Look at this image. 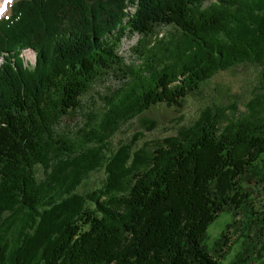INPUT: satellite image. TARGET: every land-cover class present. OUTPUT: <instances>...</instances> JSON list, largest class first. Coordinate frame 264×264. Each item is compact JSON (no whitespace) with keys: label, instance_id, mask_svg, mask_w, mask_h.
Segmentation results:
<instances>
[{"label":"trees","instance_id":"trees-1","mask_svg":"<svg viewBox=\"0 0 264 264\" xmlns=\"http://www.w3.org/2000/svg\"><path fill=\"white\" fill-rule=\"evenodd\" d=\"M135 1L13 0L0 17V264H264L253 198L264 94L240 114L206 106L154 147L113 146L123 125L183 107L220 70L255 64L264 78V0H137L127 17ZM135 33L130 64L117 49ZM112 72L121 84L103 108L67 131L65 116ZM102 167L103 182L79 191ZM224 213L242 214V238L229 241L231 219L209 242Z\"/></svg>","mask_w":264,"mask_h":264},{"label":"rangeland","instance_id":"rangeland-1","mask_svg":"<svg viewBox=\"0 0 264 264\" xmlns=\"http://www.w3.org/2000/svg\"><path fill=\"white\" fill-rule=\"evenodd\" d=\"M12 1L8 3V8ZM136 2L137 0L135 3H128L125 9L126 14H129L127 17H131L136 8ZM140 42H142V38L137 33L127 35L122 39L117 50L125 57L127 63H139V50H142V47L139 45ZM22 56V60H24L26 65L34 63L35 53L33 50L25 48L22 51ZM120 77L119 72H112L110 75L97 81L82 96L83 107L79 111L65 116L63 121L65 129L77 136L82 134L79 131V127L88 121L86 117L91 111L95 112L103 108L106 104V95L111 94L121 84ZM262 94H264V78L260 66L243 63L240 66L236 65L226 70H220L204 82L200 89L187 96L183 107H168L164 103L158 104L123 125L113 138V146L117 148L121 143L126 144L131 142L139 147L143 144L154 147L155 144H161L166 138L175 134L181 124H190L206 106L235 105L238 114H240L246 110V103L249 100ZM105 177L106 171L104 167L91 172L89 177L79 187V191L84 192L98 187ZM253 198L256 208L264 216V188H258L253 194ZM241 216L242 214L236 215L233 218L231 214H222L208 229L209 242L222 231L226 223L231 219L237 221V223L229 227V233L226 234L229 236V241L242 238L241 234L244 231L243 224L238 221L242 218ZM236 248L237 246H235L234 251Z\"/></svg>","mask_w":264,"mask_h":264},{"label":"bare ground","instance_id":"bare-ground-1","mask_svg":"<svg viewBox=\"0 0 264 264\" xmlns=\"http://www.w3.org/2000/svg\"><path fill=\"white\" fill-rule=\"evenodd\" d=\"M10 1H12V0H0V15L3 14L7 10L8 3Z\"/></svg>","mask_w":264,"mask_h":264}]
</instances>
